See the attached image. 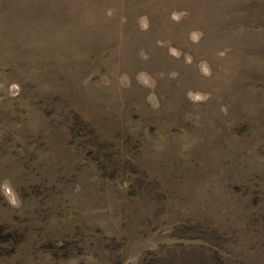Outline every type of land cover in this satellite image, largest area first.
<instances>
[{"label":"rangeland","instance_id":"rangeland-1","mask_svg":"<svg viewBox=\"0 0 264 264\" xmlns=\"http://www.w3.org/2000/svg\"><path fill=\"white\" fill-rule=\"evenodd\" d=\"M0 264H264V0H0Z\"/></svg>","mask_w":264,"mask_h":264}]
</instances>
